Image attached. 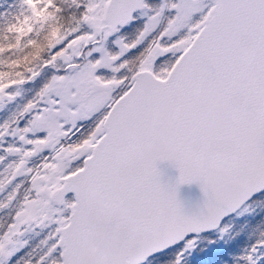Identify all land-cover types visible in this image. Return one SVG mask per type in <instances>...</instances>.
Listing matches in <instances>:
<instances>
[{
    "label": "snow or ice",
    "instance_id": "6c2138e0",
    "mask_svg": "<svg viewBox=\"0 0 264 264\" xmlns=\"http://www.w3.org/2000/svg\"><path fill=\"white\" fill-rule=\"evenodd\" d=\"M262 212L264 0L0 11V264H264Z\"/></svg>",
    "mask_w": 264,
    "mask_h": 264
},
{
    "label": "water",
    "instance_id": "95a60500",
    "mask_svg": "<svg viewBox=\"0 0 264 264\" xmlns=\"http://www.w3.org/2000/svg\"><path fill=\"white\" fill-rule=\"evenodd\" d=\"M160 180L165 185H175L179 176L178 169L169 161L157 162ZM178 198L186 213L198 211L204 196L198 183L181 184L178 187Z\"/></svg>",
    "mask_w": 264,
    "mask_h": 264
},
{
    "label": "trees",
    "instance_id": "16d2710c",
    "mask_svg": "<svg viewBox=\"0 0 264 264\" xmlns=\"http://www.w3.org/2000/svg\"><path fill=\"white\" fill-rule=\"evenodd\" d=\"M12 2H13V0H0V11L6 10L7 8H9V6L11 5ZM261 214H264V212H262ZM248 219H250V218L248 216H246L245 218L242 219V221H239L238 222V225H239V228L238 229H241L243 226H245L246 221ZM234 226L236 227V230H238L237 229V225L234 224ZM245 231H243V232L240 233L239 239L241 241H243L245 239V237L247 236V233L245 235L243 234Z\"/></svg>",
    "mask_w": 264,
    "mask_h": 264
},
{
    "label": "rangeland",
    "instance_id": "374dc122",
    "mask_svg": "<svg viewBox=\"0 0 264 264\" xmlns=\"http://www.w3.org/2000/svg\"><path fill=\"white\" fill-rule=\"evenodd\" d=\"M246 216H247V214L245 216H241V217H238L237 218V220L235 222V224L237 225V229L239 228L238 222L239 221H242V219L245 218ZM234 229L236 230V227L235 226H234ZM238 230H240V229H238ZM246 233H247V230L243 234L245 235ZM221 243H223V242L221 241ZM204 244L206 245L207 244V241H204Z\"/></svg>",
    "mask_w": 264,
    "mask_h": 264
}]
</instances>
